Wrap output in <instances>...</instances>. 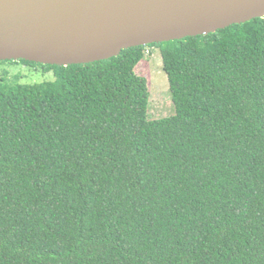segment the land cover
I'll use <instances>...</instances> for the list:
<instances>
[{
    "label": "trees",
    "instance_id": "16d2710c",
    "mask_svg": "<svg viewBox=\"0 0 264 264\" xmlns=\"http://www.w3.org/2000/svg\"><path fill=\"white\" fill-rule=\"evenodd\" d=\"M150 45L175 104L153 119L149 45L34 84L0 66V264H264V16Z\"/></svg>",
    "mask_w": 264,
    "mask_h": 264
},
{
    "label": "water",
    "instance_id": "95a60500",
    "mask_svg": "<svg viewBox=\"0 0 264 264\" xmlns=\"http://www.w3.org/2000/svg\"><path fill=\"white\" fill-rule=\"evenodd\" d=\"M264 16V0H0V60L91 63Z\"/></svg>",
    "mask_w": 264,
    "mask_h": 264
},
{
    "label": "rangeland",
    "instance_id": "374dc122",
    "mask_svg": "<svg viewBox=\"0 0 264 264\" xmlns=\"http://www.w3.org/2000/svg\"><path fill=\"white\" fill-rule=\"evenodd\" d=\"M151 50L147 53L146 50ZM145 50L144 58L139 62L135 71L148 78L150 90V100L148 116L160 118L175 112V104L170 91L169 79L163 68L162 55L157 46L149 45ZM10 72L9 77L18 75L21 83H40L44 81L54 80V67L47 64L25 63L18 60L13 64H3Z\"/></svg>",
    "mask_w": 264,
    "mask_h": 264
},
{
    "label": "built area",
    "instance_id": "2783aa9c",
    "mask_svg": "<svg viewBox=\"0 0 264 264\" xmlns=\"http://www.w3.org/2000/svg\"><path fill=\"white\" fill-rule=\"evenodd\" d=\"M146 52L149 53L150 51L147 49Z\"/></svg>",
    "mask_w": 264,
    "mask_h": 264
}]
</instances>
